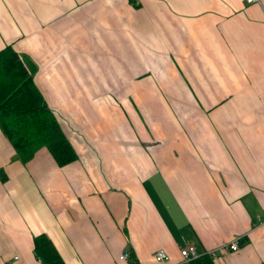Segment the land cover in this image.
I'll list each match as a JSON object with an SVG mask.
<instances>
[{
    "label": "crops",
    "instance_id": "obj_1",
    "mask_svg": "<svg viewBox=\"0 0 264 264\" xmlns=\"http://www.w3.org/2000/svg\"><path fill=\"white\" fill-rule=\"evenodd\" d=\"M134 3L0 0V49L77 154L22 162L0 132V264H41L40 233L64 264H180L186 243L264 264V0Z\"/></svg>",
    "mask_w": 264,
    "mask_h": 264
},
{
    "label": "trees",
    "instance_id": "obj_2",
    "mask_svg": "<svg viewBox=\"0 0 264 264\" xmlns=\"http://www.w3.org/2000/svg\"><path fill=\"white\" fill-rule=\"evenodd\" d=\"M135 6L134 0H128ZM0 132L22 162L45 148L58 166L77 159L54 114L32 83L17 53L6 45L0 49ZM32 253L41 264H64L43 233L32 238ZM180 264H214L208 252Z\"/></svg>",
    "mask_w": 264,
    "mask_h": 264
},
{
    "label": "built area",
    "instance_id": "obj_3",
    "mask_svg": "<svg viewBox=\"0 0 264 264\" xmlns=\"http://www.w3.org/2000/svg\"><path fill=\"white\" fill-rule=\"evenodd\" d=\"M244 1L251 3V2H255L256 0H244ZM237 246L238 244L236 241H233L228 245L229 249L231 250L237 249ZM179 255L181 257L180 263H185L188 260L195 258L197 256L194 246L187 243L184 244V246H182L181 248H179ZM122 257L125 259L127 257V253H124ZM151 257L157 262H166L168 260L167 254L161 249H157L153 251Z\"/></svg>",
    "mask_w": 264,
    "mask_h": 264
},
{
    "label": "rangeland",
    "instance_id": "obj_4",
    "mask_svg": "<svg viewBox=\"0 0 264 264\" xmlns=\"http://www.w3.org/2000/svg\"><path fill=\"white\" fill-rule=\"evenodd\" d=\"M101 118H102L103 120H106V118H104V117H102V116H101Z\"/></svg>",
    "mask_w": 264,
    "mask_h": 264
}]
</instances>
